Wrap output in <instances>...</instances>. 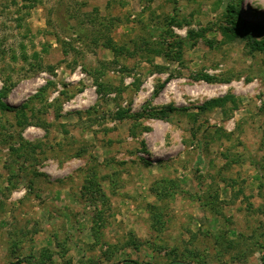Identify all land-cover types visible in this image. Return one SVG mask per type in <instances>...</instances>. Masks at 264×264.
Here are the masks:
<instances>
[{"label":"rangeland","instance_id":"rangeland-1","mask_svg":"<svg viewBox=\"0 0 264 264\" xmlns=\"http://www.w3.org/2000/svg\"><path fill=\"white\" fill-rule=\"evenodd\" d=\"M254 26L264 0H0V264H264Z\"/></svg>","mask_w":264,"mask_h":264},{"label":"trees","instance_id":"trees-1","mask_svg":"<svg viewBox=\"0 0 264 264\" xmlns=\"http://www.w3.org/2000/svg\"><path fill=\"white\" fill-rule=\"evenodd\" d=\"M253 30H260L261 32H264V26L263 27L254 26ZM220 101L221 100H219V99H215L214 103L215 104H220ZM25 105H27V104H24V107H21V112H20L21 114L25 113V108H26ZM0 110H2V111H14V108L11 107L10 105L6 104L5 102H3L0 99ZM23 260L29 262V264H36V262H34L31 257H25L22 260L16 261V263L22 262ZM131 262H133L134 264H150V263H146V262L141 263V262H137V261H131ZM12 264H15V263H12ZM167 264H190V263H188V262L171 261L170 263H167Z\"/></svg>","mask_w":264,"mask_h":264},{"label":"bare ground","instance_id":"bare-ground-1","mask_svg":"<svg viewBox=\"0 0 264 264\" xmlns=\"http://www.w3.org/2000/svg\"><path fill=\"white\" fill-rule=\"evenodd\" d=\"M251 4V3H250ZM257 8V7H256Z\"/></svg>","mask_w":264,"mask_h":264}]
</instances>
